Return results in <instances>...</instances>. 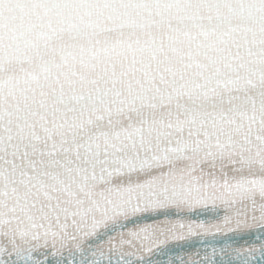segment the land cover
Segmentation results:
<instances>
[{"label": "snow or ice", "instance_id": "snow-or-ice-1", "mask_svg": "<svg viewBox=\"0 0 264 264\" xmlns=\"http://www.w3.org/2000/svg\"><path fill=\"white\" fill-rule=\"evenodd\" d=\"M0 264H264V0H0Z\"/></svg>", "mask_w": 264, "mask_h": 264}]
</instances>
